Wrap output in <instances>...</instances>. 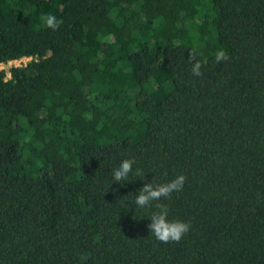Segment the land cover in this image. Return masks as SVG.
Masks as SVG:
<instances>
[{
  "label": "trees",
  "instance_id": "16d2710c",
  "mask_svg": "<svg viewBox=\"0 0 264 264\" xmlns=\"http://www.w3.org/2000/svg\"><path fill=\"white\" fill-rule=\"evenodd\" d=\"M24 56L0 68V264H264V0H0V63Z\"/></svg>",
  "mask_w": 264,
  "mask_h": 264
},
{
  "label": "clouds",
  "instance_id": "9594fccd",
  "mask_svg": "<svg viewBox=\"0 0 264 264\" xmlns=\"http://www.w3.org/2000/svg\"><path fill=\"white\" fill-rule=\"evenodd\" d=\"M41 22L44 27L50 28L53 31L59 29L63 24V20H58L52 13H47L41 16ZM191 56H196L197 53L193 50L189 53ZM230 59L227 51L223 48H219L215 53V62L220 63ZM203 65L197 60L192 65V75L199 77L203 73L201 71ZM135 164L134 158H125L121 161L119 166L112 169V178L115 182L127 181L129 174L133 171V165ZM136 175L138 177H144V173L140 169H136ZM186 181V176L180 174L166 183H155L154 179L151 182H145L144 185L136 192V196L132 203L136 205V208L144 209L152 207L153 202L160 201L162 199H168L173 192H179L183 189ZM155 211L149 216L150 223L147 225L150 233L154 238L162 243H179L185 234H187L191 228L189 221L181 219L170 220L169 209L166 204L156 203Z\"/></svg>",
  "mask_w": 264,
  "mask_h": 264
},
{
  "label": "rangeland",
  "instance_id": "374dc122",
  "mask_svg": "<svg viewBox=\"0 0 264 264\" xmlns=\"http://www.w3.org/2000/svg\"><path fill=\"white\" fill-rule=\"evenodd\" d=\"M29 59V58H28ZM12 64H18V62L15 63V60H10L9 62H7L6 64L4 63H0V68L3 67H9ZM6 76H9V73L6 74Z\"/></svg>",
  "mask_w": 264,
  "mask_h": 264
},
{
  "label": "built area",
  "instance_id": "2783aa9c",
  "mask_svg": "<svg viewBox=\"0 0 264 264\" xmlns=\"http://www.w3.org/2000/svg\"><path fill=\"white\" fill-rule=\"evenodd\" d=\"M28 58H30V56H24L22 58L19 59H13L15 60V63L18 62V64L22 63V62H26V60H28Z\"/></svg>",
  "mask_w": 264,
  "mask_h": 264
}]
</instances>
